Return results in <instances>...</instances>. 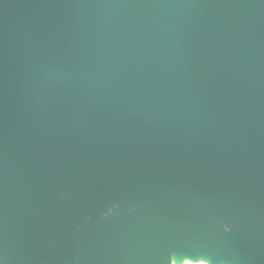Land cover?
Segmentation results:
<instances>
[{"label":"water","instance_id":"1","mask_svg":"<svg viewBox=\"0 0 264 264\" xmlns=\"http://www.w3.org/2000/svg\"><path fill=\"white\" fill-rule=\"evenodd\" d=\"M0 264H264V0H0Z\"/></svg>","mask_w":264,"mask_h":264}]
</instances>
